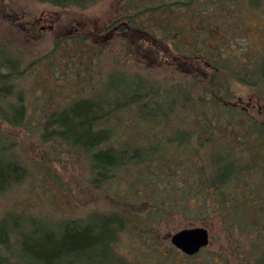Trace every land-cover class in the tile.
Returning a JSON list of instances; mask_svg holds the SVG:
<instances>
[{"label":"rangeland","instance_id":"374dc122","mask_svg":"<svg viewBox=\"0 0 264 264\" xmlns=\"http://www.w3.org/2000/svg\"><path fill=\"white\" fill-rule=\"evenodd\" d=\"M171 1L99 0L84 8L60 9L34 0H0V45L25 71L14 80L24 107L21 123L10 126L1 119L0 130L11 144V156L18 159L26 173L21 182L0 194V217L8 213L21 220L30 214L45 219H84L92 212H117L122 207L120 200L130 205L132 225L136 227L123 231L114 249L131 264L254 263L264 246V83L254 73L255 62L264 52V0H259L251 18L243 23L236 22L239 13L230 9L220 18L209 4L213 0L187 12L180 6L171 7L149 14L150 19L144 23L138 21L156 35L165 27L173 30L185 23L190 31H182L187 34L183 40L191 48L179 40L175 48L178 53H204L213 65L227 66L256 86L251 88L228 77L233 100L237 99L234 107L224 101L215 104L207 100L206 92L204 102L185 107L177 118L184 119L185 124L170 126L175 130L201 126L206 133L198 141L195 132L189 142H169L172 134L165 138L167 128L154 126L162 119H141L134 106L108 117L104 122L115 133L114 141H127L148 152L153 147L159 150L158 154H151L148 162L118 169V180L112 182L116 193L104 194L89 186L85 156L78 148L58 140H41V122L47 113L92 88L96 91L112 70L125 75L147 72L153 78L170 76L171 81L191 84L193 76H180L175 67L165 62L163 66L146 68L155 52L147 51V43L140 36L98 32L113 18ZM209 14L212 22L207 18ZM66 33L78 37L61 39ZM84 35L88 36L82 38ZM56 39L63 41H58L55 51L49 53ZM135 41L140 42V48ZM127 47L130 56L124 52ZM137 55L146 58L136 63ZM160 56L167 59L166 55ZM35 59L39 61L27 69ZM200 86L198 82L190 87L191 97L196 96ZM176 87L172 85L171 90ZM78 91L80 95L76 94ZM16 94L5 102L13 105ZM4 103L0 102V112ZM209 132L213 135L209 136ZM206 136L208 142L200 146ZM218 144L230 149L242 170L215 194L202 183L212 176L209 156ZM244 164L250 166L245 168ZM163 212L165 218L160 215ZM192 226L207 230L208 244L189 259L171 246L168 234Z\"/></svg>","mask_w":264,"mask_h":264},{"label":"trees","instance_id":"16d2710c","mask_svg":"<svg viewBox=\"0 0 264 264\" xmlns=\"http://www.w3.org/2000/svg\"><path fill=\"white\" fill-rule=\"evenodd\" d=\"M34 1L64 9L70 6L84 8L99 0ZM205 2L206 0H173L151 7L147 6L133 14L113 18L98 31L100 34L116 31L118 34L140 36L142 42L147 43V51L155 52L150 65L146 68L163 66L165 62L168 66L175 67L180 76H193L192 85L188 81H171L170 76L153 78V75L147 72L141 74V71H136L125 75L118 70H112L105 75V80L99 83L96 91L92 88L86 94L72 98L58 110L47 113L41 122V140H58V142L78 148L83 153L85 166H87L86 171L89 173L88 183L93 190L104 194L116 193L112 182L118 180L115 175L118 169L148 162L151 160V154H158L157 151H159L153 147L148 152L127 141H114L112 138L115 133L104 122L112 114L134 106L137 117L141 119L157 116L162 119V121L155 122L154 126L162 130L167 128L165 138L168 139L166 135L172 134V138L168 139L169 142L178 144L189 142V138H192L195 132V140L198 141L200 136L206 133L201 126H197L195 130H175L170 126L177 122L180 123L179 126L185 124L184 119L177 120L185 107H192L193 102H204L205 92L208 94L207 100L211 99L215 104L224 101L222 103L234 107L237 99L233 100L234 94L230 90L228 77L251 88L256 86L254 81L237 74L227 66L213 65L204 53L198 55L178 53L175 48L179 40L191 48L187 41L183 40L187 34L182 31H190L186 29L185 23L180 28L174 26L173 30L172 27H165L159 31V35H156L138 22L143 21L144 23L146 19H150L149 14L167 11L171 7L180 6L187 12ZM209 4L220 18L225 16L226 10L238 12L240 15L238 14L236 22L243 23L251 18L254 9L259 5V0H213ZM229 4L232 7H229ZM188 14L189 19L191 12ZM207 18L212 22V14L207 15ZM12 23L16 25L14 21ZM195 27H198L197 24ZM241 30L242 28L239 29ZM87 36L84 35L82 38ZM76 37L78 35L66 33L61 39L74 40ZM63 40L56 39L49 53L54 52L58 41ZM135 45L140 48L139 41H135ZM124 52L127 56L131 55L128 47L124 48ZM161 54L166 55L167 59L162 60ZM135 57L136 63L146 58L142 55ZM219 57L222 58L221 55ZM15 59L10 56L6 47L0 45V102L4 103L6 98L17 93L13 98L15 101L13 105L5 102L3 112H0V120L2 119L1 121L10 126L20 125L24 109L20 92L15 90L14 80L20 78L25 71L19 69V62ZM38 61L39 59H35L30 62L27 69ZM204 69L209 71V74L206 75ZM220 70H226L227 74L218 73ZM254 73L256 78L258 77L264 83V52L255 62ZM198 82L201 84L199 92L195 97H191L190 87ZM172 85H177L174 91L171 90ZM76 94H79V91ZM158 98L164 100V103ZM170 114L173 115L172 120H170ZM169 115L170 118L167 121ZM261 128L264 137V125ZM210 135L213 134L209 132ZM207 142L206 136L202 138L199 145L203 146ZM10 148L11 144L6 142L5 134L0 130V194L21 182L26 174L18 159L11 156ZM209 157L212 176L209 180H203L202 184L216 194L219 188L242 168L237 161L235 163L230 149L223 148L220 144L216 145L215 150L211 149ZM243 166L246 168L250 165L244 164ZM118 202L122 207L117 212H92L84 219L75 217L45 219L30 214L29 216L23 215L25 218L21 220L20 217L4 214L0 217V264H131L114 249L119 235L123 231L135 230L136 227L132 225L130 205L124 201L118 200ZM157 212L158 208L155 213ZM165 214L166 212H163L160 215L165 218ZM206 247L207 245L190 255L173 248L185 258L190 259ZM253 264H264V246Z\"/></svg>","mask_w":264,"mask_h":264},{"label":"water","instance_id":"95a60500","mask_svg":"<svg viewBox=\"0 0 264 264\" xmlns=\"http://www.w3.org/2000/svg\"><path fill=\"white\" fill-rule=\"evenodd\" d=\"M170 244L183 254H193L208 244L207 230L201 226L181 228L168 234Z\"/></svg>","mask_w":264,"mask_h":264}]
</instances>
